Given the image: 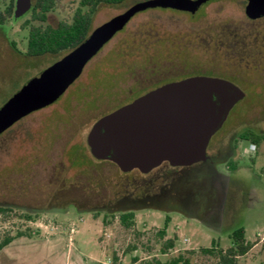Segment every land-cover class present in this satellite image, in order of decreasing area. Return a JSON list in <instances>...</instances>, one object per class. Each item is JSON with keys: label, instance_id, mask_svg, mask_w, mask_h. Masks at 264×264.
Listing matches in <instances>:
<instances>
[{"label": "rangeland", "instance_id": "obj_1", "mask_svg": "<svg viewBox=\"0 0 264 264\" xmlns=\"http://www.w3.org/2000/svg\"><path fill=\"white\" fill-rule=\"evenodd\" d=\"M78 1L56 0L47 22L55 25L59 20H70ZM140 1L99 6L91 28ZM221 1L217 4L229 11L232 21L243 17L242 0ZM8 2L0 0V10ZM27 19L29 15L0 25V104L63 56L22 59L13 51L11 41L19 50L25 49L28 30L23 24ZM114 37L53 104L0 134V205L11 207L0 213V240L11 239L0 251V264H144L154 256L164 260L168 256L157 252L160 242L156 243L153 235L155 228L165 225L166 216L168 236H177L176 248L169 256L210 246L212 239L225 249L231 244V231L243 226L253 247L238 264H264V140L251 150L249 141L238 139L248 127L264 133V86L233 80L245 97L230 110L207 148V154L213 155L215 147L228 139V156L215 158L214 168L203 163L192 165L176 187L186 201H193L192 209L174 204V212L166 215L156 208L155 201L135 203L134 224L129 229L119 223L118 213L123 211L119 204L110 212L115 201L129 198L136 186L144 184L136 171L137 175L122 172L112 162L94 158L85 142L90 126L121 105L105 100L95 90L112 58ZM230 162L234 169L229 168ZM96 178L102 185L89 193V183L94 186ZM26 212L31 220L23 217ZM136 231L145 235H136ZM132 256L137 257L135 262ZM194 264H210V260L196 255Z\"/></svg>", "mask_w": 264, "mask_h": 264}, {"label": "water", "instance_id": "obj_2", "mask_svg": "<svg viewBox=\"0 0 264 264\" xmlns=\"http://www.w3.org/2000/svg\"><path fill=\"white\" fill-rule=\"evenodd\" d=\"M205 1L144 0L93 28L78 46L31 77L0 106V134L54 103L138 11L189 10ZM30 6L31 0H15L13 18L23 16ZM245 12L251 18L264 15V0H247ZM243 95L239 87L220 78L199 76L163 85L98 118L87 133L89 150L123 172L146 173L162 162L189 166L205 161L210 138Z\"/></svg>", "mask_w": 264, "mask_h": 264}, {"label": "flooded vegetation", "instance_id": "obj_3", "mask_svg": "<svg viewBox=\"0 0 264 264\" xmlns=\"http://www.w3.org/2000/svg\"><path fill=\"white\" fill-rule=\"evenodd\" d=\"M217 3L222 1L206 0L189 10L151 7L135 13L130 20L137 14L145 12L134 21L129 20L118 31L121 35L113 36L115 42L111 49L112 58L110 57L106 72L101 74V84L96 86L95 90L105 100L121 103L115 108L117 109L158 87L191 77L220 78L234 85L236 84L233 80H238L256 87L264 86V15L249 17L245 12L247 0H242L243 17L238 21H232L229 11H225L223 5ZM151 9L157 11H147ZM133 25L135 26L132 27ZM129 26L131 27L128 29ZM12 49L22 59L38 58L27 56L25 49L24 51L16 47ZM244 97L245 93L242 99ZM254 130L264 135L260 128ZM85 142L89 149L87 134ZM225 145H228L227 149ZM208 146L209 143L207 148ZM229 146H231L229 140L224 139L215 147L213 155L207 154L208 158L205 161L195 164H208L210 168H214V159L228 156L231 148ZM192 165L172 166L168 162H162L146 173L137 169L126 171L134 175L137 174L133 171L141 174L144 184L136 186L134 194L129 198L115 201L112 204L114 207L110 206L112 208L110 212L119 208L117 204L122 210L133 211L136 209L135 203H147V201L158 203L156 208L166 215L174 212L173 206L176 204H182L189 208L188 210L192 209L193 201H186L180 190L176 188L182 183L185 170ZM149 175L153 176L145 179ZM96 180H94V186L89 183V193L101 187L102 184L99 183L98 178ZM3 206L11 208L7 205ZM76 207L80 209L77 205ZM86 210L99 211L100 209L86 207Z\"/></svg>", "mask_w": 264, "mask_h": 264}, {"label": "trees", "instance_id": "obj_4", "mask_svg": "<svg viewBox=\"0 0 264 264\" xmlns=\"http://www.w3.org/2000/svg\"><path fill=\"white\" fill-rule=\"evenodd\" d=\"M55 1L31 0L30 9L23 15H29V19L25 20L23 24V27H27L28 30L25 54L29 57L65 54L73 50L92 30V19L99 6L119 5L126 0H79L70 20H59L55 25H51L47 22V17L54 9ZM14 4L15 0H9L0 10V25L9 20H18L23 17L13 18ZM10 44L15 48L12 41ZM238 139L247 140L257 146L264 140V135L248 127L242 130ZM228 166L230 169H234L231 162ZM10 210L11 208L0 205V213H6ZM23 217L27 220L32 219L31 214L27 212L24 213ZM165 219L166 222L163 227L154 229L153 238H155L156 243L160 242L157 252L168 257L161 260L154 256L150 260H146L144 264H194V256L196 255L209 259L210 264H238L239 258L246 255L253 247V243L245 238L243 226H238L231 231L229 235L231 244L225 249L219 247L218 242L212 239L210 246L199 247L197 250L185 249L169 256L170 252L176 248L177 236L175 233L168 236L166 229L169 217L166 216ZM118 220L122 227L129 229L134 224V212L123 210L118 213ZM135 234L144 236L145 232L136 231ZM10 240V237H4L0 240V251L10 243ZM131 249H135V246L132 245ZM131 249L127 247V251ZM131 259L135 262L137 257L132 256Z\"/></svg>", "mask_w": 264, "mask_h": 264}, {"label": "built area", "instance_id": "obj_5", "mask_svg": "<svg viewBox=\"0 0 264 264\" xmlns=\"http://www.w3.org/2000/svg\"><path fill=\"white\" fill-rule=\"evenodd\" d=\"M249 149H251V150H255V145H254V144H249ZM262 238L264 239V235L262 236ZM186 242H187V240L184 239V240H183V243H186Z\"/></svg>", "mask_w": 264, "mask_h": 264}]
</instances>
